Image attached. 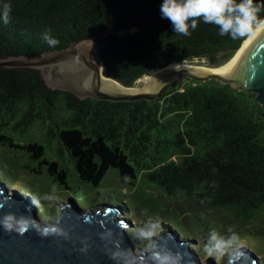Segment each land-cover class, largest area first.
<instances>
[{
    "label": "trees",
    "instance_id": "trees-1",
    "mask_svg": "<svg viewBox=\"0 0 264 264\" xmlns=\"http://www.w3.org/2000/svg\"><path fill=\"white\" fill-rule=\"evenodd\" d=\"M4 3L12 11L9 23L0 20V60L42 56L92 37L104 74L126 87L174 64L224 66L249 37L221 36L217 26L203 21L189 36L176 34L161 18L162 0H0ZM45 32L59 44L49 46ZM38 130L42 134L33 141ZM0 145L28 152L24 169L47 173L66 189L74 187V179L98 187L116 169L158 201L152 221L174 228L184 240L207 237L210 229L225 234L233 226L251 251L264 252L255 243L264 236V106L254 93L215 80H190L156 101L81 99L48 88L37 70L0 67ZM23 191L22 196L37 197L31 189ZM43 216L56 221L55 210ZM206 257L223 262L208 252Z\"/></svg>",
    "mask_w": 264,
    "mask_h": 264
},
{
    "label": "water",
    "instance_id": "water-1",
    "mask_svg": "<svg viewBox=\"0 0 264 264\" xmlns=\"http://www.w3.org/2000/svg\"><path fill=\"white\" fill-rule=\"evenodd\" d=\"M85 41L92 42V46L89 51L86 48L84 54L77 51L76 46L80 45L85 49L82 46ZM32 66H45L52 89L71 92L81 99L113 102L156 101L167 90L183 86L186 80H215L223 85H231L241 92L254 93L256 100L264 106V30L239 54L226 75H200L185 69L169 70L172 66L170 65L152 71L140 90L132 93L127 92L132 87H126L104 74L103 60L92 37L77 41L64 50L42 56H19L0 60V67L4 68ZM59 68H67L71 73L67 70L56 76L50 75L52 69L58 71ZM120 87L124 89L122 92L117 91ZM14 194L17 195H10L7 187L0 182V221L5 216H12L17 221L27 220L29 224L20 230L14 228L10 231L0 225V264H118L112 258L116 251L131 250L138 255L125 229L128 225L117 219L120 212L112 206L105 205L106 210L99 208L96 212L82 215L73 204L64 205L58 220L53 222L61 229V234L44 236L40 229L49 223L41 221L35 208L28 201L20 199L19 193ZM191 241L182 239L178 233L161 232L157 243L174 253H180L182 264H202L198 260L201 257L190 248L194 244ZM143 249L140 247L141 253ZM240 250L243 253L244 249ZM249 253L251 257L243 253L235 264H264L252 251ZM145 264H152L147 256ZM211 264L217 263L211 259Z\"/></svg>",
    "mask_w": 264,
    "mask_h": 264
},
{
    "label": "rangeland",
    "instance_id": "rangeland-1",
    "mask_svg": "<svg viewBox=\"0 0 264 264\" xmlns=\"http://www.w3.org/2000/svg\"><path fill=\"white\" fill-rule=\"evenodd\" d=\"M83 44L84 45L82 46L85 49H82L79 45L76 46V50L85 54L86 48H88V51L90 50L92 42L85 41V43ZM28 61L33 62L31 60ZM187 63L204 66L199 61ZM29 68L37 70L40 73V76L42 77L45 85L48 88L52 89V87L49 85V72L45 68V66H32ZM150 75L151 74L137 81L134 87H142L147 82ZM189 81L190 80H186V82ZM40 134H42L41 130H38V132H34L32 140L34 141L39 139ZM30 157L31 156L28 152L13 151L9 147H3L0 145V171H3L5 174V176L1 175L0 182L7 187L10 195H17L14 194L15 192H17L21 195L19 196L20 199L28 201L35 208L37 217L43 222H46L43 215L50 214V212L53 210H55L57 221L59 215L62 213V207L64 205L73 204L76 207L77 211L82 215L96 212L99 208L101 210H106L105 205H109L120 212V215L117 217V219L127 224L128 227H125V229L127 230V232L130 231L134 235V230L137 227L142 226L148 221H152L154 215L159 213L160 205L158 201H156L154 196L149 192L139 189L138 187L131 186L127 180L120 177L116 169H110L107 176L98 187H94L93 185L87 183L77 185L74 179V182L71 180L74 187L72 189H66L55 183L47 173H45L44 175H36L32 171L24 169V165L29 162ZM14 183H16V185H14ZM73 183H75L77 186L75 187V184ZM24 189L29 192L31 189L32 191H34L33 193L36 194L37 197H33L30 193L28 194L29 198L26 196H22L20 192H22ZM79 190L82 191L81 196L78 195ZM45 197H52V199H45ZM76 199L83 203L87 202L89 206L85 204H78V201ZM38 202H41L40 206ZM118 202H121V205L118 204ZM123 202H125L127 206H125ZM115 204L116 206H114ZM123 205L124 207H122ZM138 207H140V209H138ZM93 208L94 210L92 211ZM56 221L54 220L47 222L51 224ZM160 225L162 233H171L175 231L174 228L170 229L163 224ZM198 226L199 224L197 222L192 223L193 229H198ZM212 230L215 229H210L208 232ZM179 236L182 238V235ZM207 237H197L196 239H191L192 241L190 242L194 243L190 245V248L194 250V253L196 255L197 253L195 251V248L202 251L200 256L201 258H197L202 262V264H211V258L208 259L206 257L207 252L209 253V251L207 250ZM237 237L238 238L235 241L236 245L244 249V254L250 256L249 252L251 250L244 240L245 237ZM134 238L136 237L134 236ZM255 243L259 248L264 247V236L256 238ZM249 244L252 245L250 241ZM135 247L136 252L139 255L141 253L140 247ZM240 247L239 250L241 249ZM254 255H256L261 260V263H264V252L260 253V255L254 253ZM222 261L223 262L220 264H227L228 257H223Z\"/></svg>",
    "mask_w": 264,
    "mask_h": 264
},
{
    "label": "clouds",
    "instance_id": "clouds-1",
    "mask_svg": "<svg viewBox=\"0 0 264 264\" xmlns=\"http://www.w3.org/2000/svg\"><path fill=\"white\" fill-rule=\"evenodd\" d=\"M11 11L10 3L0 6V20L4 24L10 22ZM261 12H264V3H257L256 0H162L160 6L161 18L170 21L176 34L189 36L198 27V23L203 21L217 26L221 36L228 35L232 39L245 38L264 30V17H261ZM42 39L52 47L59 44L58 39L48 32L43 34ZM45 199L50 200L52 197ZM31 223L35 224L34 221ZM28 224L29 221H17L12 216H5L0 221V225L9 231L14 228L20 230ZM36 227L39 228V225ZM40 231L44 236L61 234L56 223L47 224ZM160 232L161 225L158 221L144 223L134 230L136 239L144 242L143 252L135 255L131 250H120L114 252L112 258L118 264H145L146 256L152 264H182L180 253H174L157 243ZM237 238L233 226H228L225 234L212 230L207 237V250L218 259L227 256V264H235L243 254L235 243Z\"/></svg>",
    "mask_w": 264,
    "mask_h": 264
},
{
    "label": "bare ground",
    "instance_id": "bare-ground-1",
    "mask_svg": "<svg viewBox=\"0 0 264 264\" xmlns=\"http://www.w3.org/2000/svg\"><path fill=\"white\" fill-rule=\"evenodd\" d=\"M263 30H261L259 33H254L253 35L249 36L246 41L242 44L241 48L237 51V53L234 55V57L224 66L218 67V68H211V67H206V66H199V65H195L192 63H180V64H175L172 65L171 67H169V70H189L192 72H196L200 75H206V74H220V75H226L229 73V71L231 70L236 58L239 56V54H241L257 37L258 35L262 32ZM68 70V73L70 74L71 71L67 68H59L58 71L57 69H52L50 71V75L52 76H56L58 74H62L64 72H66ZM116 89V88H114ZM113 89V90H114ZM124 89L120 87V89H118L117 91H123ZM140 90V88L137 87H132L131 89L127 90V92H136Z\"/></svg>",
    "mask_w": 264,
    "mask_h": 264
}]
</instances>
